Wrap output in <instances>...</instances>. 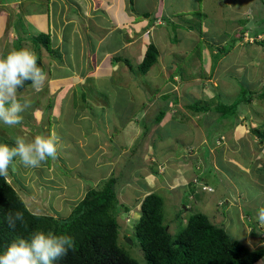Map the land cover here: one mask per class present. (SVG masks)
I'll use <instances>...</instances> for the list:
<instances>
[{
  "label": "rangeland",
  "instance_id": "1",
  "mask_svg": "<svg viewBox=\"0 0 264 264\" xmlns=\"http://www.w3.org/2000/svg\"><path fill=\"white\" fill-rule=\"evenodd\" d=\"M1 1L0 12L4 11L7 15H2L0 22L5 28L15 27L19 30L35 28L33 24L23 27L25 18L22 17L21 12H16L14 9L17 2L3 3ZM138 1L140 7L148 5L150 10L156 7L157 2V0ZM160 1H164L166 4L167 15L175 16L174 19L177 22L176 25L166 27L169 29L168 37L172 40L164 41L165 46L160 48L162 51H166L163 52L161 61L153 66L146 75L137 73V81H132L131 78L127 79L124 75L122 82L126 87L119 89L121 91L118 92L114 90L109 92L111 88L104 78H99L97 72L90 73L86 78L73 79L75 91L86 90V84H88L97 87H88L89 90L105 88L104 92L110 95L112 101L120 99L118 96L120 92L123 97L121 102L125 101L126 97L127 105L122 106V109L116 111L115 114L123 120H133L134 124L128 125L122 132H119L122 136L118 135L113 138L118 146L121 145L120 141L125 146L123 148L114 146L109 142L107 135L111 134L112 130H106L102 128V125H92L94 120L92 122L89 120L88 116L91 115L89 114L91 111L98 118V113L102 114L99 110L102 109L101 106L107 108L103 105L104 103L101 104L103 101L95 98L93 100L95 106H93L88 95L84 100L81 98L84 93L79 94L78 92L74 97L71 93L67 97L63 93L67 84L55 90L56 88L51 87L53 81L49 82V78L46 76L47 79L41 92H34L30 86L23 92L18 91L20 102H27L29 106L22 113L23 122L21 125L8 128L0 124V140L13 144L17 136H22L30 141L36 135L49 136L54 133L57 138V158L49 159L38 168H25L20 164H15L14 167H10L7 180L34 213L48 214L63 219L70 214L77 203L81 202L87 190L99 183L100 178L96 179L99 170L95 169V173L90 172L89 164L93 160V163H97L96 165H102L103 161V164L107 163L103 166L106 172H109L106 168L110 167V171L121 172L122 182L133 181L134 185L126 184L131 199L138 196L143 199L149 193L159 189L165 190L168 193L165 196L170 200L166 203V206H169L167 219L175 221L177 225L175 231L184 228L193 214L203 213L211 219L218 220L219 224L222 223L228 233L251 250L264 248V226L260 225V227L258 222H255L256 209L264 206V180H261V176L264 175V145H260L257 138L250 132L259 123L264 122V97L261 96L264 93V43L262 42L264 41V0ZM23 4L24 13L29 14L27 11L32 0L22 2ZM160 12L161 10L158 13L160 14ZM144 21L146 22V19ZM29 22L31 23V21ZM7 32L9 34L4 35L2 41L0 40V57L14 49V46L17 45L15 41L21 31L15 33L13 29H10ZM258 34L259 36L256 37ZM93 37L96 41L101 39L97 33ZM37 47L32 48L37 51L36 57L39 56V49L43 51L41 45H37ZM130 63L134 64V61L130 59ZM59 64V59L49 61V64L45 65V75L48 73L49 76L53 75V68L58 67ZM88 69H90L89 61H87L86 70ZM126 69L129 71L128 68ZM171 76L176 81L175 83L172 80L169 81ZM115 79L117 81V78ZM243 87L254 92V98L251 103H240L235 114L221 113L218 115L209 110V112L201 114L202 116L206 115L205 118L198 120L196 115L192 114V110L188 108V105L191 104H199V106L210 104L215 108L217 102L231 105L241 99ZM137 88L138 92L133 93V91H137ZM166 94L169 97L162 98ZM217 96L218 98H215ZM166 99L169 105L163 112L164 119L161 117L160 124L157 121L156 123L158 111ZM50 104L53 106L48 109ZM68 109L71 111L69 112ZM185 114L188 116L187 120L182 118ZM240 115H242L240 121L243 125H236L237 128L228 133L222 130V128H226V125H231L233 121L237 124L239 121L237 118ZM246 115L249 119L244 122L242 118ZM104 118L105 116L101 118L102 123H105ZM153 120L154 122H152ZM169 120L172 121L170 125L184 126H182L183 128H174L178 130L175 132L168 133L166 130L165 135L163 127ZM88 124L90 125L88 131L92 127L94 133L96 132L101 138L99 140L95 138V141L88 144L91 147L81 150L80 140L75 136L80 134L79 130L85 129ZM118 124L122 125L119 122ZM145 128H149V131L143 144L136 153L134 152L135 154L129 156V153H132L133 144L144 133ZM115 129L114 134L118 132V128ZM211 129L213 130L212 136ZM103 132L107 134L101 135ZM222 133L228 140L225 142L224 149L214 145L212 150L219 159V166L221 165L226 170L231 169L234 177L230 172L223 174L217 171H214L215 176L211 175V178L207 175L202 177L207 179L211 186L216 187L217 179L222 176L218 186V190L221 192L213 193L214 189L207 194L198 193L200 199L195 200L196 206L194 203L188 206L191 207L188 212L186 209L182 210L184 213L179 212L178 209L175 210V204L184 208L191 202L188 195L192 188L191 183L187 182L188 179L191 176L204 173L197 170L201 164L202 156L199 153L202 151L205 137L208 134L212 144L213 137L219 138ZM59 134L64 136V141L59 137ZM164 136L170 138V141H167L166 138L163 139ZM66 144L69 145V149ZM225 151L227 156L223 157ZM255 151L261 155L259 158H255L254 164H251L255 157ZM186 155L191 159L190 162H186ZM103 157L110 159L103 160ZM87 158L91 160L85 161ZM176 158H179L180 161L173 160ZM79 160H83L81 161L83 162L82 166H80ZM236 163L251 168L252 165L256 166L251 171L252 176L248 180L235 181L237 172L234 170H238L245 177L250 176L248 171H240L241 164ZM164 164H167L168 167H164ZM154 166L159 169L160 173L166 175L158 178L151 172V168ZM142 183L145 186L141 185ZM180 183H183L184 186L177 190ZM223 187L231 192L226 193ZM242 188L243 194L234 192L235 190L240 192ZM182 199L184 204L180 205L179 202ZM225 202L227 203L225 208L227 213L223 215L219 211V207ZM137 218L138 215L131 216V218L127 214L118 216L121 225L119 242L121 244L130 239L131 243L128 242L125 249L130 253V256L140 260L143 251L134 234V224H136ZM129 219L135 220L127 222ZM124 235L128 236L125 240Z\"/></svg>",
  "mask_w": 264,
  "mask_h": 264
},
{
  "label": "trees",
  "instance_id": "2",
  "mask_svg": "<svg viewBox=\"0 0 264 264\" xmlns=\"http://www.w3.org/2000/svg\"><path fill=\"white\" fill-rule=\"evenodd\" d=\"M21 13L23 14V12ZM144 16L149 18L150 14L147 13ZM22 17L24 18L23 15ZM155 22L156 18L152 20L151 24ZM23 27H26L24 22ZM258 36L259 34L256 35V37ZM29 38L36 47L41 45L55 58H61L58 51H53L52 49L50 33L38 32L37 35H32ZM262 42L264 43V41ZM16 43L17 45L15 44L14 49H22L21 41ZM6 55V53L3 54V56ZM159 57V48L151 43L148 45L144 59L138 67L135 68L129 60L124 62L131 72L146 75L158 63ZM115 60L122 62L124 59L115 57ZM37 64L45 73L46 66L41 61L40 56L37 57ZM173 76L170 77L169 81L172 80L175 83ZM29 86L30 84L26 82L24 88L19 91L23 92ZM254 94V92L243 87L241 99L231 105L219 102L215 108L209 104L200 106L199 104H193L189 105L188 108L194 113L211 110L218 114H235L236 108L240 103H251L253 101ZM86 96L84 93L81 98L86 100ZM261 96L264 97V93ZM168 97V94L163 96V98ZM164 101L166 104L161 107L156 116L157 120H155L159 124V119L163 117V112L167 110L169 105L167 104V99ZM52 106L50 104L48 109ZM101 115L104 116L103 113ZM246 119L248 120L249 118L246 117ZM235 125V121H233L231 125H226V128H222V130L227 133ZM170 126L163 127L165 129L164 134L166 130H168V133L178 131L174 128L179 127V125ZM149 128H145L144 133L136 139L131 148V154H135L134 152L141 147ZM210 131L212 136L213 130L211 129ZM251 132L257 135L262 144H264V123L260 128L253 129ZM223 136L224 133L219 138L213 137L214 140L211 144L207 134L208 139L206 138V143L202 145L201 149V158L207 165L214 163L215 154L211 152L214 145L224 149L226 141L222 139ZM165 138L168 139L164 136L163 139ZM167 141H170V138ZM8 142L0 140V144L13 145ZM151 171L156 175L159 173V170L155 167H152ZM206 175L210 176V178L211 175L215 176L214 168L209 167L199 179ZM261 177V180H264V175ZM118 179L120 180V178ZM205 180L207 182V179ZM116 184L117 180L111 177L101 180L96 186H91L83 200L77 203L69 215L61 219L48 214L38 215L32 213L18 191L8 182L7 177H0V253L16 237L28 238L33 232L40 230L70 235L75 240L74 250H70L65 257L55 261L54 264H256L263 259L264 248L251 251L242 242L230 236L222 226V223L219 225L214 224L210 221L208 215L203 213L192 215L185 228L175 231V227H177L175 221L167 219L169 206H166V203L170 202V200L165 196L167 195L165 190L153 192L142 201V213L137 224H134V234L141 246L143 256L141 255L142 258L140 260L130 256V253L125 249L128 246V242L124 241L121 244L119 242L121 225L118 221V215L124 211H130V208L140 203L141 199L137 197L131 199L129 191L121 194L119 190H115ZM119 188L121 189L122 186ZM191 188V192H195L196 187L191 186ZM121 201L123 202L122 204L120 203ZM179 203L184 204V200L182 199ZM177 205L179 204L174 205L176 206L175 210L178 209L179 212H183V208ZM9 211L13 213L21 211L24 214V222L22 224L18 222L14 231L8 227L5 221V216ZM224 213L225 211L223 210L222 214ZM127 237V235H124V240Z\"/></svg>",
  "mask_w": 264,
  "mask_h": 264
},
{
  "label": "crops",
  "instance_id": "3",
  "mask_svg": "<svg viewBox=\"0 0 264 264\" xmlns=\"http://www.w3.org/2000/svg\"><path fill=\"white\" fill-rule=\"evenodd\" d=\"M26 1L31 0H2L1 2H17L18 4L14 6V9L16 12H22L24 10V4L22 5V2L25 3ZM159 10H161L160 14L158 13ZM11 12H13V10H11ZM27 12L29 14H25L23 11L25 26L28 27V24H33L35 28L30 27V29L27 30H19V28L15 27L5 28L0 22V40L2 41L3 36L9 34L7 30L13 29L15 33L21 31L17 41H21L22 48H27L36 54L37 51L32 48L38 47L33 44L29 37L37 35L38 32L50 33L53 51H58L61 55L59 66L53 68L54 74H50V76L49 73L47 74L49 78L48 81H53L51 82V87L57 90L67 84V87H65L63 91L67 97L70 96L69 93L72 94V97H74L77 92L79 94L85 93V95H88L91 101L90 103L93 106H95L93 103L95 98L103 101L101 104L104 103L103 105L107 106V108L101 106L102 109H98L104 114L105 123L101 121L103 115L100 116V112L97 118L91 111L89 113L91 115L88 116L89 120H91V122L94 120L92 125H102V128L106 130L111 129V134L103 132L101 135L104 136V134H107L109 136V142L114 146H121V148H123L125 145L120 141L119 144L121 145L118 146L117 143L113 141V138L118 135L122 136L119 132H122L128 125L134 124L133 120H123L115 114L116 111L122 109V106L127 105L126 97L125 101L121 102L123 97L120 92L118 93L120 99L118 101L115 100L116 102L112 101L110 95L104 92L105 88L101 86L103 89L89 90L88 87H95L96 85L89 86L88 84H86V90L75 91L73 79L79 77L86 78L90 73L94 74L97 72L99 78H104L107 85L111 88L109 92L111 90L116 92L121 91L119 89L126 87L125 83L123 85L122 82L124 75H126L127 79L131 78L132 81L138 80L137 74L131 72L124 61H130V59H132L134 61L133 66L135 68L138 67L144 59L148 45L153 43L160 50V57L158 59V62H160L163 52L166 51H162L160 47L165 46V40H172V38L168 37L169 29L166 27L168 25H176L177 21L174 19L175 16L167 15L166 4L164 1L160 0H157L156 7L151 10L148 5H146V7H140L138 0H32V4ZM147 13L150 14V17L145 18V22L144 15ZM2 15L7 14L2 11L0 12V17ZM155 18L156 22L151 24L152 20ZM29 21H31V23ZM95 33L101 37L98 41L93 37ZM7 36L9 37L10 35ZM173 46H175V44H173ZM42 48L43 51L39 49V56L45 65H48L49 61L57 59L53 58L54 56L49 54L50 52H48L46 48ZM115 57H122L124 60L122 62H117ZM87 61L90 63V69L88 70H86ZM126 68H128L129 71H127ZM115 78H117V81ZM83 88L85 89V85ZM136 90L137 91H133V93L138 92V88ZM66 96L65 98L67 99ZM68 111L70 112L71 110L68 109ZM171 120H169L164 127H171L170 124L173 121ZM118 122L122 125H119ZM89 126L88 124L85 129L81 128L82 130H79L80 134L75 136V138L80 140L81 150L86 147H91L88 146V144L91 141H95V138L98 140L101 138L96 132L94 133L92 127L90 131H88ZM182 126L184 125H179V127ZM115 128H118V132L114 134L113 131L116 130ZM59 137H61L62 141L65 140L62 134H59ZM67 146L69 149V145ZM129 154V156H131V153ZM109 159L103 157V160ZM90 160V158H87L85 161ZM81 161L83 160H79L80 166L83 165ZM96 164L97 163H93L92 160V163L89 164V168L90 172L93 173H95V169L99 170V175L96 177V179L100 178L99 182L110 177H122L120 171H110V167L106 168L109 170V172H106L103 166L107 163L104 162L103 164L102 161V165ZM134 178L136 179V177ZM125 184L132 185L133 181L127 180ZM119 185H122L121 182H119ZM141 185L145 186L144 183ZM118 190L121 194L128 191L126 187L121 189L118 187L117 191ZM256 264H264V257Z\"/></svg>",
  "mask_w": 264,
  "mask_h": 264
},
{
  "label": "clouds",
  "instance_id": "4",
  "mask_svg": "<svg viewBox=\"0 0 264 264\" xmlns=\"http://www.w3.org/2000/svg\"><path fill=\"white\" fill-rule=\"evenodd\" d=\"M46 79L47 78H46L45 73L37 64L36 54L27 48H22L18 50L13 49L6 56L0 57V124L8 128H13V127H16L17 125H21L23 122L22 113L26 110V108L29 105L27 104V102L25 103L20 102V99L18 98V91L24 88L27 82L30 84L31 89L34 92L39 93L43 90ZM165 104L166 103H164V105ZM217 104H219V102H217ZM207 112H202V111L197 112V113L192 112V114L196 115L197 119L200 120L201 118H205L206 116V115L202 116L201 114H205ZM241 117L242 115H240L239 121L237 122L236 125L238 124L243 125L241 124V121H240ZM246 117L247 115L242 118L244 122L248 121ZM182 118L187 120L188 116L185 114L182 116ZM204 120H203V123H204ZM263 123H259L257 127H255V129L260 128ZM235 128L237 127H234L233 129ZM233 129L229 131H232ZM253 135L254 137L257 138L256 139L257 142L261 145L262 142L259 140V137L255 135L254 133ZM206 138L207 136L205 137V143H206ZM222 139H224L225 141H228L225 135L222 137ZM219 145H221V143H219ZM248 151H251V150L248 149ZM211 152L215 154L214 163L212 165H207L204 162V160L201 158V164L200 166L197 165L198 166L197 171L205 172L206 170H208L209 167H212L214 168V171H217L223 174H225V172H230V174L232 175L231 169L226 170L221 165L219 166L218 164L219 159L218 157L216 159V153L212 149H211ZM57 154H58L57 138L54 133L49 136L36 135L30 141H27L22 136H17L14 140L13 145L11 146L8 144H0V177H7L9 174L10 167H14L15 164H20L21 166L25 168H38L42 164L46 163L49 159L55 160L57 158ZM254 154H255V157L251 164H254L256 162L255 158H259V155H261L260 153L256 151ZM199 155H201V152L199 153ZM222 156L223 157L227 156L226 151ZM186 158H187L186 162L191 161V159L188 158L187 155H186ZM173 160L180 161L179 158H176ZM223 161L225 162L224 159ZM167 162L169 163V161ZM236 164L240 165L241 163H236ZM240 166H241L240 171L242 172L248 171L249 172L248 174H250V176L245 177L243 174H240L238 170L237 171L234 170L235 172H237V176L235 177V181L237 182L248 180L252 176L251 171H253L256 167V166L253 167V165H252V168L246 167L243 164H241ZM164 167H168V165L164 164ZM158 172L159 173L157 177H160V176L162 177L166 175V174L163 175V173H160V171ZM200 176L201 175L199 174H197V176H194V177L191 176L187 181L191 183V186H195L196 189H195V192L193 193L191 192L188 195L191 202L184 206L183 209H186V212L190 210L191 207H188V206L191 203H194V205L196 206L197 203L195 202V200L200 199V196L198 195V193L207 194V193L212 192L214 189L215 191L213 193L221 192V190H218V186L220 185L222 176L218 178L216 187L211 186L208 181L206 182L205 178H201L202 180L199 179ZM193 178H195V180H192ZM115 179L117 180V184L114 187L116 191H117V188L120 186H122V188L126 187L125 182L127 180L122 182L118 178H115ZM119 182H121L122 185H119ZM178 185L179 186L177 187V190L184 186L183 183H180ZM169 190L171 191L170 188ZM223 190L224 191L226 190V193L231 192V191H228L225 187H223ZM241 190L240 192L236 190L234 192H237V194H241V193L243 194L244 193L243 188ZM192 195H195V196H192ZM137 198L141 199V197H137ZM144 198L141 199L140 203H138L135 207H131L130 211L123 210L124 212L119 214L118 216H122V214H127L131 218V216L138 215V218H137V222H138L141 217V213H142L141 204ZM120 203L122 204L123 202L121 201ZM226 207H227L226 202L222 204L221 207H219V211L221 212V214L223 210L225 211ZM30 211L34 213L31 209ZM226 213L227 212L225 211L223 215H225ZM135 219H129L127 222H130L131 220H135ZM209 219L214 224L219 225L220 223L218 220H215L213 218L212 219L209 218ZM5 221L8 227L14 231L16 229L18 222L21 224L24 222V214L21 211H16L14 213L9 211L5 216ZM255 222L256 223L258 222V226L260 225L264 226V206H260L256 209ZM187 224L188 222L186 223V225ZM228 234L232 236L230 233ZM232 237L234 238V236ZM74 248H75V240L70 235L56 234L53 232H44V231L37 230L33 232L28 238H23L19 236L16 237L13 240V242L2 253H0V264H54L55 261L60 260L63 257H65L68 254V252L70 250H74ZM251 251H255V250H251Z\"/></svg>",
  "mask_w": 264,
  "mask_h": 264
},
{
  "label": "water",
  "instance_id": "5",
  "mask_svg": "<svg viewBox=\"0 0 264 264\" xmlns=\"http://www.w3.org/2000/svg\"><path fill=\"white\" fill-rule=\"evenodd\" d=\"M127 242H130V239H127ZM131 243V242H130Z\"/></svg>",
  "mask_w": 264,
  "mask_h": 264
}]
</instances>
